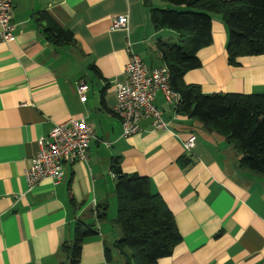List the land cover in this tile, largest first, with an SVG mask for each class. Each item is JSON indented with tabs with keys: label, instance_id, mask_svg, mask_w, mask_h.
I'll use <instances>...</instances> for the list:
<instances>
[{
	"label": "crops",
	"instance_id": "obj_1",
	"mask_svg": "<svg viewBox=\"0 0 264 264\" xmlns=\"http://www.w3.org/2000/svg\"><path fill=\"white\" fill-rule=\"evenodd\" d=\"M151 8L179 10L161 0H13L14 40L0 38V264H66L61 246L71 244L75 224L94 227L77 264H124L116 252L109 261L104 256L103 243L119 237L115 214L108 218L114 165L147 177L173 215L181 239L156 264H264V176L241 168L231 143L177 113L160 91L153 104L167 128L141 116L137 132L122 136L115 86L125 80L127 45L145 64L160 66L156 40L178 38L151 22ZM125 14L128 30H111L112 19ZM209 14L211 42L197 50L200 67L185 72L183 83L208 94L264 93V55L230 65L225 25ZM48 20L74 41L51 43L43 32ZM70 117L94 130L87 160L65 164L58 183L43 179L28 190L23 173L37 139ZM190 135L194 144L185 148ZM103 204L106 216L97 219Z\"/></svg>",
	"mask_w": 264,
	"mask_h": 264
},
{
	"label": "trees",
	"instance_id": "obj_2",
	"mask_svg": "<svg viewBox=\"0 0 264 264\" xmlns=\"http://www.w3.org/2000/svg\"><path fill=\"white\" fill-rule=\"evenodd\" d=\"M175 7L151 8L150 20L157 28L178 33L175 41L157 39L161 61L169 69V83L178 92L176 112L194 118L214 130L240 152L239 166L264 176V93H203L197 84H185L182 77L200 67L196 52L211 42V17L217 13L225 25L227 61L236 65L241 56L264 55V0H161ZM53 44L72 43V33L51 20L43 27ZM116 201L113 223L119 237L103 243L107 261L116 252L124 264H156L169 256L181 236L171 211L158 193L151 191L147 177L125 174L112 167ZM107 205L95 207L97 219H104ZM93 225L75 224L70 245H62L66 264H77L82 241ZM96 230V228H95Z\"/></svg>",
	"mask_w": 264,
	"mask_h": 264
},
{
	"label": "built area",
	"instance_id": "obj_3",
	"mask_svg": "<svg viewBox=\"0 0 264 264\" xmlns=\"http://www.w3.org/2000/svg\"><path fill=\"white\" fill-rule=\"evenodd\" d=\"M13 0H0V38L5 42L14 40L12 23ZM111 30H128V16L118 15L112 19ZM127 62L124 67L125 80L115 86L114 113L121 123L122 136L128 137L139 129L141 116H150L156 129H166L167 125L160 111L153 104L157 91L174 105L179 101L178 92L169 83V69L166 65L149 66L135 54L129 44L126 47ZM86 84H80L77 91L80 100ZM94 138V130L83 118L70 117L62 122L53 123L48 135L37 139V151L30 158L23 176L27 189L43 179L58 183L63 174V166L75 161H86L88 147ZM195 135L184 142L185 148L193 146ZM114 176V174H112Z\"/></svg>",
	"mask_w": 264,
	"mask_h": 264
},
{
	"label": "rangeland",
	"instance_id": "obj_4",
	"mask_svg": "<svg viewBox=\"0 0 264 264\" xmlns=\"http://www.w3.org/2000/svg\"><path fill=\"white\" fill-rule=\"evenodd\" d=\"M179 9H182L181 7H178ZM109 198V204H110V207H108V218L111 217V213L115 214V198H114V194H112Z\"/></svg>",
	"mask_w": 264,
	"mask_h": 264
}]
</instances>
